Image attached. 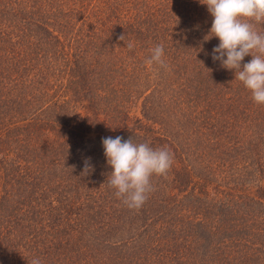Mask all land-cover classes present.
Returning <instances> with one entry per match:
<instances>
[{
  "label": "trees",
  "instance_id": "obj_1",
  "mask_svg": "<svg viewBox=\"0 0 264 264\" xmlns=\"http://www.w3.org/2000/svg\"><path fill=\"white\" fill-rule=\"evenodd\" d=\"M212 19L199 0H0V264H264V105L213 61ZM109 136L174 154L139 211L106 182Z\"/></svg>",
  "mask_w": 264,
  "mask_h": 264
},
{
  "label": "clouds",
  "instance_id": "obj_2",
  "mask_svg": "<svg viewBox=\"0 0 264 264\" xmlns=\"http://www.w3.org/2000/svg\"><path fill=\"white\" fill-rule=\"evenodd\" d=\"M206 5L212 24L205 40L218 38L212 50L213 61L234 72L238 80L251 93L253 102L264 105V0H199ZM207 38V39H206ZM124 40V35L120 36ZM126 47L132 50L134 44ZM145 61L149 66L167 67L163 45L150 49ZM251 56L248 63L242 61ZM226 57V58H225ZM107 165L111 171L107 184L129 210L139 211L155 191L153 176L166 177L174 163V154L166 146L153 148L148 143H134L132 138L117 136L102 138ZM91 165L85 161V173ZM30 264H41L33 258Z\"/></svg>",
  "mask_w": 264,
  "mask_h": 264
}]
</instances>
